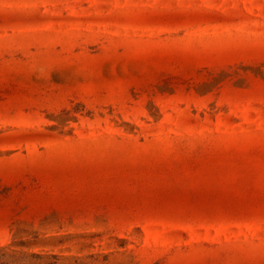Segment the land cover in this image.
<instances>
[{
    "label": "rangeland",
    "instance_id": "1",
    "mask_svg": "<svg viewBox=\"0 0 264 264\" xmlns=\"http://www.w3.org/2000/svg\"><path fill=\"white\" fill-rule=\"evenodd\" d=\"M0 264H264V0H0Z\"/></svg>",
    "mask_w": 264,
    "mask_h": 264
}]
</instances>
